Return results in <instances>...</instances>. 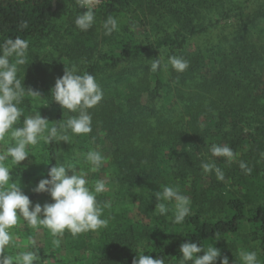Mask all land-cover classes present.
Wrapping results in <instances>:
<instances>
[{
	"label": "trees",
	"instance_id": "1",
	"mask_svg": "<svg viewBox=\"0 0 264 264\" xmlns=\"http://www.w3.org/2000/svg\"><path fill=\"white\" fill-rule=\"evenodd\" d=\"M217 1L107 0L95 9L96 23L85 32L74 23L76 12L71 7L83 10L76 0H56V8L54 0H0V42L17 36L29 41L28 61L19 75L26 89L41 96H25L20 107L26 115L39 110L50 127L74 115L51 96L66 67L75 65L81 73H92L104 92L103 100L89 110L92 132L72 135L70 143L40 141L30 149L28 158L15 165V181L33 205L51 203L48 193L33 191L41 179L49 178L50 167L67 161L77 170L87 171L90 165L84 154L96 149L107 162L87 178L94 182L107 176L118 181L119 195L123 189L130 194L124 209H137L144 216V220L137 219L129 210L117 219L111 217L113 231L103 230L94 244L90 241L96 237L95 231L76 237L66 231L60 247H52L53 238L46 230L45 242L37 245L39 264H132L140 252L179 264L180 245L189 240L205 247L220 241L222 256L239 264L228 249L236 244L225 241L247 225L253 231L252 250L258 251L264 264V158L260 156L264 152V0L253 15L247 12L250 0L234 3L223 18L236 17L237 35L227 46L213 45L205 52L192 47V41L209 30L196 20ZM109 15L118 19L119 30L106 36L102 22ZM22 21L28 22L27 29L19 27ZM150 26L156 28L154 35L144 36ZM247 27L257 30V41L249 36ZM170 55L183 56L190 62L189 68L183 73L170 65L167 70H149L152 59L159 57L166 64ZM171 83L176 87L169 89ZM173 89L180 93L179 99L186 95L178 122L181 127L161 112L164 105L161 109L157 105L161 99L171 101ZM247 116L258 123L254 133L244 131L242 122ZM22 121L23 117L21 125ZM141 135L145 146H140ZM213 143L227 144L238 153L229 168L240 186L254 192L253 199L258 198L254 207H248V193H232L221 199L222 216H206L204 205L214 197L203 192L201 179L192 172L193 165L200 164L202 152H209ZM240 160L252 168L250 175L240 169ZM164 184L179 187L192 200L191 214L183 224H175L172 234L167 233V216L154 212L158 201L151 195ZM97 199L105 201L101 194ZM75 251L83 252L84 257Z\"/></svg>",
	"mask_w": 264,
	"mask_h": 264
},
{
	"label": "clouds",
	"instance_id": "2",
	"mask_svg": "<svg viewBox=\"0 0 264 264\" xmlns=\"http://www.w3.org/2000/svg\"><path fill=\"white\" fill-rule=\"evenodd\" d=\"M100 0H76L78 8H86L82 14H76L75 26L80 31L90 30L96 23L95 9ZM19 27L27 29L28 22L22 21ZM104 35L111 36L119 30L118 19L109 15L103 22ZM134 28V26H133ZM29 41L17 36L0 42V141L7 146L0 152V264H39L40 254L35 237H29L30 244L19 246L13 229L23 220L30 230L37 233L46 229L52 239L54 247H60L61 238L67 231L73 237L79 234L106 228L109 218L105 217V209L111 208L110 201L101 203L97 196L108 190L106 180L98 179L94 182L87 177L89 172H97L107 162V157L96 149H90L84 154V159L90 165L89 169L77 170L69 162H56L50 167L48 177L41 179L33 189L36 193H48L51 203H35L26 195L21 184L13 181L7 161L19 165L29 156L30 149H34L40 141L51 144L53 141L70 143L72 135H86L92 132V114L104 98V92L96 77L90 72L81 73L73 65L66 67L65 73L55 81L51 90L52 99L62 109H67L70 115L66 120L49 126V120L40 111L26 115L20 107L26 95L41 96L32 89H26L24 80L20 78L21 67L28 61ZM178 72H185L190 62L183 56L170 55L166 64L158 57L152 59L148 66L151 72H157L168 66ZM23 117L22 125L20 124ZM211 157L223 158L228 164L234 162L238 153L227 144L213 143L209 147ZM34 155V154H33ZM264 158V152L260 153ZM200 167L205 174L215 173L218 181L225 180L224 171L217 165L216 160L201 162ZM240 169L250 175L252 168L240 160ZM71 173V174H69ZM158 201L155 211L158 215L167 216L170 211L168 204H172L174 224H183L191 214V198L181 192L179 187L160 185V190L152 192ZM207 247L189 240L180 245L179 264H230L227 256H222L220 249ZM18 250L10 252L11 248ZM239 264H261L258 251L238 250L234 253ZM132 264H166L163 256L153 258L138 253ZM236 264V259L233 262Z\"/></svg>",
	"mask_w": 264,
	"mask_h": 264
},
{
	"label": "rangeland",
	"instance_id": "3",
	"mask_svg": "<svg viewBox=\"0 0 264 264\" xmlns=\"http://www.w3.org/2000/svg\"><path fill=\"white\" fill-rule=\"evenodd\" d=\"M237 1H239V0H218L217 2H215L214 6L212 8H210L209 10L203 11L201 18L199 19V17H198L196 22L199 21L202 26H206V25L209 26V30L205 33L199 34L192 41V45H193L192 47L200 48L201 50L207 52L208 50H210L213 47V45H219V44L225 43V45L227 46L228 41L232 40L233 37L237 35L236 24H238V23H237L236 17L230 16L227 18H223V16H224L223 14H224V12L226 13V11L228 9H230L232 6H234V3H236ZM262 3H263V0H250V2L248 3L249 8L247 9V12L251 13L252 15L255 12L257 13L259 11V9L262 7ZM100 5H101V3L98 6H100ZM98 6L96 8H98ZM81 9H83V10H77V9H74V7H71V11L76 12V14H82V13L87 11L86 8H81ZM76 14H74V15L76 16ZM232 15H234V14H232ZM250 26H251V24L248 25V27H250ZM262 26H264V23H262ZM248 27H247V30H248L247 33L255 41H257V39H258L257 34L254 33V31L256 32L257 30H255V29L250 30ZM139 31H141V29H139ZM155 31H156V28H154L153 26H150L147 29V31L144 33V36H148V35L153 36L154 35L153 33ZM135 33H136V30H135ZM141 33L142 32H138L137 35H139ZM144 64L146 65V63H144ZM174 87H176V85L171 83L169 89H172ZM172 93H173L172 94L173 99L171 101L165 102L161 99V100H159L157 105L160 109L164 105L166 108L162 109L161 112L164 113L165 117H167L173 123V125H175L176 127H181L182 125L179 124L178 122L180 120V118H179V116L181 115L180 111H182V107L184 105L183 102L185 100L184 97H186V95H182L184 97L179 99V98H177L178 94H180L178 91L176 92L173 89ZM194 103L195 102H193V104ZM172 107L174 109H171ZM174 116H175V118H173ZM176 123H178V124H176ZM242 124L244 125V131L246 133H254L256 131V128L258 127V123L255 121V119L251 118L250 116H247V118L245 119L244 122H242ZM225 130L227 131L228 128L226 127ZM139 137L142 141L140 146L147 145L145 137L143 135H141ZM6 146L7 145L3 141H0V152H3V150ZM202 156H203V158L201 159L200 164L202 161L207 162L209 160H216L217 165L225 173V180L221 182V181H218L216 179L214 172L212 174H205L202 171L200 164H197L195 166L193 165L194 173L192 172V175L194 174L193 175L194 177H199V179H201L200 183L203 185V187H202L203 192L207 195L210 194L214 197L213 202L211 201V199H208L207 203L204 205L205 211H206V216L210 217V218L222 216L223 215L222 209H224V207H223L224 204L221 202V199H226V197H228L232 193H238L239 195L244 196V194L248 193L249 191L246 190L247 188H245V187L243 188L242 186H240L236 177H234L233 173L230 171V168L232 167L231 165H233V162L231 164H228L224 161L223 158L211 157L210 152H202ZM7 163L12 168L11 175H12L13 181L15 182V174H13L15 172V165L12 164L11 160L8 161ZM99 179H104L107 182L108 190L106 192L102 193L101 196H103L105 201L111 202V208L106 209V211L104 213L105 217L109 218L108 226L106 228H101V229L95 231L96 237L91 239V241H90L92 244L97 243V241L101 239V234H102L103 230L106 231L107 233H110L111 230L113 231V227L110 224L111 217L115 218V216H116V219H117L123 212L131 210L132 211L131 215L135 216L137 219L139 218L141 220H144V216L142 214H140L137 211V209H124L125 206L127 205V202H129V200H130V194L127 192L128 191L127 189H123L122 194L119 195V189H118L119 188V182L118 181L114 182V180L109 179V177H107V176H103L102 178H99ZM208 182H212V184H210V186H208L207 185ZM210 189H212V190H210ZM253 197H254V192L248 193V198H249L248 207H254L257 204L258 198L253 199ZM208 198H209V196H208ZM191 202H192V200H191ZM168 207L170 208V211L167 214V219L170 222V224L168 226L167 233L172 234L171 232H173L176 229L175 224L174 223L172 224V221H171V217L173 215V212L171 211V209L173 208V205L168 204ZM119 220L115 223L114 226L118 225ZM12 231L17 238L16 244L21 246V247L24 245L30 244V240H29L30 236L35 237V239L37 241V245L39 243L45 242L46 235H44V231H46V229H44L43 231L40 230V232L37 233L33 230H30L27 227L26 223L23 222V220H21V222ZM89 232H85V233L88 234ZM251 234L253 235L252 227L250 225H247L239 235H236V236L232 237L231 239H227L225 241V242H227V244H229V243L231 244L232 242H233V244H236L235 247L232 246V247L228 248L230 253H232V254L236 253L238 250L253 251L252 246L255 244V242L252 241L253 236H251ZM61 242H63L62 238H61ZM51 246L54 247L53 244ZM214 246L217 247L218 249H220V251L222 252L223 247L221 246L220 241L216 242ZM17 250H18L17 248L13 247L9 251L14 253ZM63 253H65L64 249H63ZM74 254L81 257V258L84 257L83 252L75 251ZM175 263L176 262H174V263L167 262L166 264H175ZM216 264H220L219 259L217 260ZM230 264H233V263H230Z\"/></svg>",
	"mask_w": 264,
	"mask_h": 264
},
{
	"label": "water",
	"instance_id": "4",
	"mask_svg": "<svg viewBox=\"0 0 264 264\" xmlns=\"http://www.w3.org/2000/svg\"><path fill=\"white\" fill-rule=\"evenodd\" d=\"M54 8H56V0H54Z\"/></svg>",
	"mask_w": 264,
	"mask_h": 264
},
{
	"label": "built area",
	"instance_id": "5",
	"mask_svg": "<svg viewBox=\"0 0 264 264\" xmlns=\"http://www.w3.org/2000/svg\"><path fill=\"white\" fill-rule=\"evenodd\" d=\"M104 1H107V0H100V3H103ZM100 3H99V4H100Z\"/></svg>",
	"mask_w": 264,
	"mask_h": 264
}]
</instances>
